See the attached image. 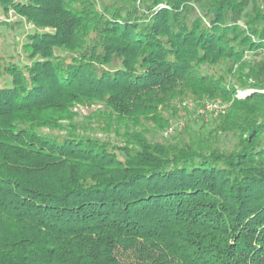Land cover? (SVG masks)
<instances>
[{"label": "trees", "instance_id": "obj_1", "mask_svg": "<svg viewBox=\"0 0 264 264\" xmlns=\"http://www.w3.org/2000/svg\"><path fill=\"white\" fill-rule=\"evenodd\" d=\"M0 264H264V0H0Z\"/></svg>", "mask_w": 264, "mask_h": 264}, {"label": "rangeland", "instance_id": "obj_2", "mask_svg": "<svg viewBox=\"0 0 264 264\" xmlns=\"http://www.w3.org/2000/svg\"><path fill=\"white\" fill-rule=\"evenodd\" d=\"M247 92V90L239 89L237 95L243 96ZM209 103H217L218 106L209 107ZM182 105L188 107L186 111H189V113H187L185 110H181L178 115L173 117L170 127L165 130L166 133H170L171 131L175 132L185 126L197 129L200 128V126H204L208 123L212 125L211 122L216 119L221 112H223L227 106V103L206 99L197 105L191 100L184 101ZM76 110H79L81 116L88 113L86 108L78 107Z\"/></svg>", "mask_w": 264, "mask_h": 264}, {"label": "built area", "instance_id": "obj_3", "mask_svg": "<svg viewBox=\"0 0 264 264\" xmlns=\"http://www.w3.org/2000/svg\"><path fill=\"white\" fill-rule=\"evenodd\" d=\"M216 106H218L217 103H209V107H216Z\"/></svg>", "mask_w": 264, "mask_h": 264}]
</instances>
